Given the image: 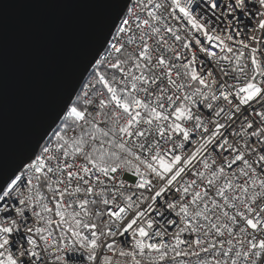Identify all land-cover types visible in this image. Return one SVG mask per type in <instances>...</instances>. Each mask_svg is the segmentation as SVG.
Masks as SVG:
<instances>
[{"label": "snow or ice", "instance_id": "1", "mask_svg": "<svg viewBox=\"0 0 264 264\" xmlns=\"http://www.w3.org/2000/svg\"><path fill=\"white\" fill-rule=\"evenodd\" d=\"M123 7L55 139L0 174V264H264V0Z\"/></svg>", "mask_w": 264, "mask_h": 264}, {"label": "water", "instance_id": "2", "mask_svg": "<svg viewBox=\"0 0 264 264\" xmlns=\"http://www.w3.org/2000/svg\"><path fill=\"white\" fill-rule=\"evenodd\" d=\"M126 0H0V174L29 160L75 98Z\"/></svg>", "mask_w": 264, "mask_h": 264}, {"label": "built area", "instance_id": "3", "mask_svg": "<svg viewBox=\"0 0 264 264\" xmlns=\"http://www.w3.org/2000/svg\"><path fill=\"white\" fill-rule=\"evenodd\" d=\"M247 20H248L247 17H243V16H242V17L240 18L239 27H240V30H241L242 33L244 32L243 25H244V23L247 22ZM254 22H255V21H253V23H254ZM221 27H223V25H221ZM234 30H235V29H234ZM114 31H115V30H113V32H114ZM110 39H111V38H110ZM91 71H92V69L90 68V70L88 71V73H87L86 76L84 77V79H83V81H82V83H81V85H80V88H79L78 92H80L81 88H85V87L87 86V83H88V81H89V79H90V73H91ZM78 92H77V93H78ZM49 137H51L52 140L55 139V137H53V136H52V133H51V134L48 136V138L45 140V142L42 144L41 147H43L45 143L49 142ZM38 151H39V150H38Z\"/></svg>", "mask_w": 264, "mask_h": 264}, {"label": "trees", "instance_id": "4", "mask_svg": "<svg viewBox=\"0 0 264 264\" xmlns=\"http://www.w3.org/2000/svg\"><path fill=\"white\" fill-rule=\"evenodd\" d=\"M59 124H60V123H59ZM59 124H58V126H59ZM58 126L55 128V130H54L53 132H55V131L57 130ZM53 132H52V133H53ZM52 136H53V135H52ZM53 137H54V136H53Z\"/></svg>", "mask_w": 264, "mask_h": 264}]
</instances>
